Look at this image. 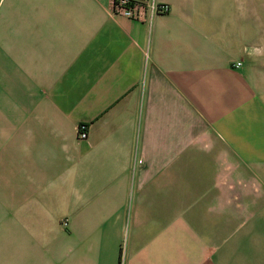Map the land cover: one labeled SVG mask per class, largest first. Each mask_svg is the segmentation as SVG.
Instances as JSON below:
<instances>
[{
  "label": "crops",
  "instance_id": "crops-1",
  "mask_svg": "<svg viewBox=\"0 0 264 264\" xmlns=\"http://www.w3.org/2000/svg\"><path fill=\"white\" fill-rule=\"evenodd\" d=\"M157 1L0 0V264H264V65Z\"/></svg>",
  "mask_w": 264,
  "mask_h": 264
},
{
  "label": "rangeland",
  "instance_id": "rangeland-1",
  "mask_svg": "<svg viewBox=\"0 0 264 264\" xmlns=\"http://www.w3.org/2000/svg\"><path fill=\"white\" fill-rule=\"evenodd\" d=\"M221 16L225 19L220 24L222 35L233 45L244 37V51L250 52V64L259 69L264 65V0H250L249 9L243 10L234 1L225 0Z\"/></svg>",
  "mask_w": 264,
  "mask_h": 264
},
{
  "label": "built area",
  "instance_id": "built-area-1",
  "mask_svg": "<svg viewBox=\"0 0 264 264\" xmlns=\"http://www.w3.org/2000/svg\"><path fill=\"white\" fill-rule=\"evenodd\" d=\"M169 7L166 3L157 0H112L111 12L140 22H150L152 18L161 13H166ZM237 61L234 65L239 66ZM78 138L85 139L88 136L86 124L78 127Z\"/></svg>",
  "mask_w": 264,
  "mask_h": 264
}]
</instances>
